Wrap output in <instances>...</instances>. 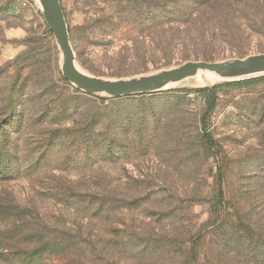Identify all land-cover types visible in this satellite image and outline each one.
<instances>
[{
    "label": "rangeland",
    "instance_id": "obj_1",
    "mask_svg": "<svg viewBox=\"0 0 264 264\" xmlns=\"http://www.w3.org/2000/svg\"><path fill=\"white\" fill-rule=\"evenodd\" d=\"M60 1L97 78L264 55V0L208 26V50L183 39L215 0ZM62 65L40 2L0 0V264H264V83L194 77L114 99Z\"/></svg>",
    "mask_w": 264,
    "mask_h": 264
},
{
    "label": "water",
    "instance_id": "obj_2",
    "mask_svg": "<svg viewBox=\"0 0 264 264\" xmlns=\"http://www.w3.org/2000/svg\"><path fill=\"white\" fill-rule=\"evenodd\" d=\"M38 1L62 52L64 78L87 94H104L114 99L154 94L194 78L200 71L215 72L224 81H244L264 76V55H255L245 59H230L221 62L190 61L169 70L131 79L97 78L84 72L77 65L61 1Z\"/></svg>",
    "mask_w": 264,
    "mask_h": 264
},
{
    "label": "trees",
    "instance_id": "obj_3",
    "mask_svg": "<svg viewBox=\"0 0 264 264\" xmlns=\"http://www.w3.org/2000/svg\"><path fill=\"white\" fill-rule=\"evenodd\" d=\"M250 0H215V2H212V4H204L205 8L200 14V16L196 20H200V23L202 24V28L199 32V35L197 37H190L183 39V46L186 50H188L189 46H192L194 49L198 50H208L216 46L218 39H216V35H208L207 32L208 26H211L212 24H215L216 22L225 21L228 22L230 19H232L236 13V9L233 8L234 5H240L245 2H248ZM162 4V9H164L166 6H168L167 1H164ZM187 16H183V19H180L179 24H185ZM202 20L204 22H202ZM163 24H167L169 27H172V24H175L177 20L175 17L167 18L166 20L162 21ZM239 39L242 38L240 35L238 37ZM221 41L225 42V39H221ZM203 60L206 62H216L218 61L215 58L204 56ZM264 83V79H252L248 80L242 83H234L229 84L231 87H241V88H251L256 87ZM207 92V91H205ZM208 114L209 110L206 111L202 118V135L203 139L209 146H213L215 144V140L213 138V135L209 132L208 128ZM74 197L82 198V196L78 194H74Z\"/></svg>",
    "mask_w": 264,
    "mask_h": 264
},
{
    "label": "bare ground",
    "instance_id": "obj_4",
    "mask_svg": "<svg viewBox=\"0 0 264 264\" xmlns=\"http://www.w3.org/2000/svg\"><path fill=\"white\" fill-rule=\"evenodd\" d=\"M196 77H198L199 81L201 84H205V83H215V82H219L222 81V78L215 72H210V71H200ZM175 85H172L170 87H174Z\"/></svg>",
    "mask_w": 264,
    "mask_h": 264
}]
</instances>
